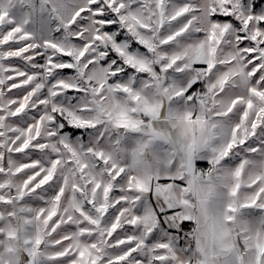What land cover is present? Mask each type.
Segmentation results:
<instances>
[{
    "label": "snow or ice",
    "instance_id": "snow-or-ice-1",
    "mask_svg": "<svg viewBox=\"0 0 264 264\" xmlns=\"http://www.w3.org/2000/svg\"><path fill=\"white\" fill-rule=\"evenodd\" d=\"M0 264H264V0H0Z\"/></svg>",
    "mask_w": 264,
    "mask_h": 264
},
{
    "label": "rangeland",
    "instance_id": "rangeland-1",
    "mask_svg": "<svg viewBox=\"0 0 264 264\" xmlns=\"http://www.w3.org/2000/svg\"><path fill=\"white\" fill-rule=\"evenodd\" d=\"M38 59H39V58H38ZM41 62H42V61H41ZM15 63H16L17 65L20 64V62H19L18 60L15 61ZM64 71H65L66 74H72L71 70H67V69H66V70H64ZM13 91L15 92L16 90H13ZM71 94H72V93L70 92L69 95H71ZM10 95H11V94H10Z\"/></svg>",
    "mask_w": 264,
    "mask_h": 264
}]
</instances>
